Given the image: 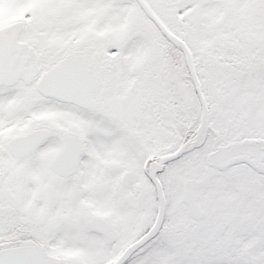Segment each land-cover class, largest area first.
Masks as SVG:
<instances>
[{
	"label": "snow or ice",
	"instance_id": "6c2138e0",
	"mask_svg": "<svg viewBox=\"0 0 264 264\" xmlns=\"http://www.w3.org/2000/svg\"><path fill=\"white\" fill-rule=\"evenodd\" d=\"M0 264H264V0H0Z\"/></svg>",
	"mask_w": 264,
	"mask_h": 264
}]
</instances>
